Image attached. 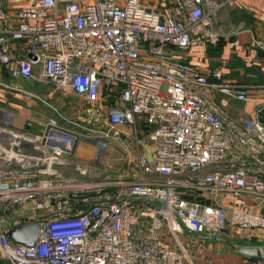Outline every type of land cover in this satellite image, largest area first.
Wrapping results in <instances>:
<instances>
[{
  "label": "built area",
  "instance_id": "2783aa9c",
  "mask_svg": "<svg viewBox=\"0 0 264 264\" xmlns=\"http://www.w3.org/2000/svg\"><path fill=\"white\" fill-rule=\"evenodd\" d=\"M224 5L174 0L160 12L145 0H28L16 25L0 6V66L13 79L53 81L91 104L112 98L106 125L130 126L137 138L140 128L152 154L139 139L134 178L96 179L89 165L69 161L75 138L54 118L34 140L44 141L39 154L14 151L30 138L0 146V158L10 153L0 164V260L188 264L199 238L227 227L264 231V176L246 159L264 157V99L234 122L230 101H250V88L169 55L217 45ZM253 45L264 52V40ZM243 196L255 208L238 203ZM29 221L40 226L37 241L13 242L10 229Z\"/></svg>",
  "mask_w": 264,
  "mask_h": 264
},
{
  "label": "rangeland",
  "instance_id": "374dc122",
  "mask_svg": "<svg viewBox=\"0 0 264 264\" xmlns=\"http://www.w3.org/2000/svg\"><path fill=\"white\" fill-rule=\"evenodd\" d=\"M260 53L264 56L263 51ZM252 76L256 77V74ZM229 81L243 85L236 80ZM109 103H114L112 98L91 104L58 83L16 81L9 78L5 70H0V146L10 150L18 139L39 140L44 134V124L54 118L65 132L75 138L72 156L68 159L89 165L96 179H114L117 174L134 178L138 169L139 139L142 149H150L151 143L147 138H142L144 134L140 128L137 138L130 126L125 129L107 126L104 117L105 106ZM240 103L242 107L246 104ZM245 117L231 116L234 122H240ZM262 121L264 124V114ZM34 143L37 147L44 145L42 140L39 145L37 141ZM4 155L0 158V164L10 153ZM246 159L251 169L264 173V158L246 156Z\"/></svg>",
  "mask_w": 264,
  "mask_h": 264
},
{
  "label": "crops",
  "instance_id": "0c3cea01",
  "mask_svg": "<svg viewBox=\"0 0 264 264\" xmlns=\"http://www.w3.org/2000/svg\"><path fill=\"white\" fill-rule=\"evenodd\" d=\"M217 1L225 2L216 21V28L221 33L219 43L192 50L170 49L169 55L186 62L199 63L207 73L221 69L225 79L236 80L249 87L254 94L253 98L243 107L241 101L231 100L228 110L230 118L231 116H251L264 99V56L260 53L262 51L253 45L255 39L264 40V0ZM27 2L28 0L18 2L0 0V6H3L9 14L10 23L16 25V13ZM145 3L157 11L164 12L174 4V0H145ZM0 70H5L9 78L13 79L6 68L0 66ZM252 74H256V77H253ZM26 80L33 81V79L16 81L24 82ZM37 82L55 83L53 81ZM82 100L86 101L84 98ZM126 127H121V129ZM143 150L149 157H152L151 145L150 149ZM70 156L72 154L68 158ZM69 161L71 160L69 159ZM238 203L247 208H255L256 204L250 196L241 197ZM230 204L231 199H224L220 202L223 207ZM22 211L29 214L33 210L27 206ZM216 238H199L197 244L189 249L188 264H264V258L247 256L238 251V246L241 244L264 246V231H246L227 227L219 237L221 240ZM225 242L227 243L223 244ZM3 261L5 264H10L7 260H0V262Z\"/></svg>",
  "mask_w": 264,
  "mask_h": 264
},
{
  "label": "water",
  "instance_id": "95a60500",
  "mask_svg": "<svg viewBox=\"0 0 264 264\" xmlns=\"http://www.w3.org/2000/svg\"><path fill=\"white\" fill-rule=\"evenodd\" d=\"M14 151L28 155L39 154L35 143L32 141H22L18 146L14 147ZM39 233V224L36 221H29L13 226L9 231V238L15 243L33 245L37 241ZM216 239L221 240L219 237ZM238 251L247 256L264 258V246H246L241 244L238 246Z\"/></svg>",
  "mask_w": 264,
  "mask_h": 264
},
{
  "label": "trees",
  "instance_id": "16d2710c",
  "mask_svg": "<svg viewBox=\"0 0 264 264\" xmlns=\"http://www.w3.org/2000/svg\"><path fill=\"white\" fill-rule=\"evenodd\" d=\"M263 114H264V110L262 111V113L260 114V120L261 122L263 123L262 121V118H263ZM141 126H142V129L144 132H147L146 129H145V126H144V122H141ZM262 158H264L263 156H261ZM263 176H264V173H261Z\"/></svg>",
  "mask_w": 264,
  "mask_h": 264
}]
</instances>
